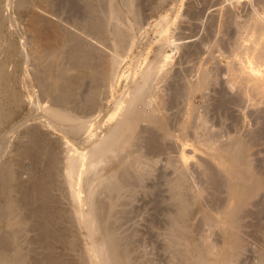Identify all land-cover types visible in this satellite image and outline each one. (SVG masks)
<instances>
[{"label":"bare ground","instance_id":"6f19581e","mask_svg":"<svg viewBox=\"0 0 264 264\" xmlns=\"http://www.w3.org/2000/svg\"><path fill=\"white\" fill-rule=\"evenodd\" d=\"M158 1L159 3L156 2L157 3L156 4L154 3V0H150L151 4L149 6L150 8L153 9L152 14L154 15L156 14V12H160V13L166 12V15L162 14L160 15V17L158 16L159 19L157 21L155 19L157 28L159 26L158 29L160 31L159 30L158 31L161 33L163 37L159 38L162 39L160 40V45H158L159 46L157 47L158 49H156V51L153 52L154 54L152 55V57L154 58V60H150V62L147 61V65L145 63V69H142L143 71L140 70V74H138L139 71L137 72L135 70V67L137 66L135 64L139 63L138 59L140 58V53L137 54V52H140L139 50L142 49L141 47L142 36L147 32V28H148L147 24L150 25L149 18H151L152 16L148 18L150 14L147 13L148 11H151V9H149L147 12L144 11L145 13H147L145 15H148L147 19L145 18L146 17L145 15H144L145 17L143 16L142 13H144L143 9H145V7L142 6L144 5L142 4V2L139 3V0H86L85 2L86 10L84 12V14L86 13V17L84 16V18L81 19L83 21L85 19L84 22L83 21L81 22L83 23L82 24L83 26L80 25L79 23L80 21L78 23L76 21L75 22L80 26H82V28L84 29L83 32L86 29L85 32H87V35L89 34L90 37L94 39V42L96 43L95 45L93 44L92 40H90L92 43L90 44V41L88 42L87 40L88 43H86L85 38L84 40L82 39V35H83V32L81 31L82 29L80 30V34L82 33V35H78L79 32H77L78 34H75V32H70L69 31L70 29L67 30L68 27L63 25L64 27L67 28L66 29L62 26L60 22H62L63 20L61 21L59 20L60 21L59 22L58 18L55 17L53 18L56 12H54L52 7L48 3H46L48 2V0H38L33 10L29 11L28 13L29 20L27 23L28 24L27 29L29 30V32L32 33L34 46L31 48V50L34 53L32 59L35 62L34 64L35 74L34 73L33 74L36 77L35 83H37V86L39 88L38 89L39 91H37L39 93L35 92L36 94L39 95L38 96L35 95L37 96L36 101L32 103V106L34 107L32 108V113H31L32 117L33 115H36V117L33 118L35 120L33 119L32 120L36 122V124L37 122L42 123L41 125H43L44 127L41 125L39 127L49 129L53 133L57 131L63 132L64 134L63 137H65L66 140L65 138L62 137H61L62 139L60 140L65 141L62 142V144L64 143V145H66L65 143H67L69 144V146H67V148L65 146L66 149L65 148L64 149L65 151H67L65 152V154L57 153L56 151L57 149L55 150L54 148L55 146H52L51 143L45 145L43 148H40L42 147L40 142H41V135L43 133L42 131L43 129L39 127L38 128L33 127L30 133L32 144L30 143L31 146H29V148L27 147V149L25 150L26 151L34 150V152H30V153H32V155L34 154V157L38 160V162L42 160L43 161L46 160L45 162H47V170L45 174H42L41 176L38 175V177L40 178L38 180H35L33 185H31L33 183L32 182L25 189L26 192L23 196L25 200L23 198V201L21 200L20 196L18 199L17 197H15V195H13V191L16 187L13 182V180L15 181L13 177H14V173L16 172L15 166L12 165L13 163L11 164L8 163L7 161L6 164L3 163L2 166L0 167V264H32L33 262L32 260L34 257L30 259L32 261L30 262L28 258L29 250L33 249L36 246H39L38 244H40L41 246L43 244L46 245L48 249L47 251L49 252L48 254H50L49 256H51L50 260L48 259L49 262L48 261L47 262L52 263L53 260L56 259L54 258V256H53L54 259L52 258V254H54L53 253L54 243L56 240H58V234H59V233L57 234L58 228L56 229V225H58L60 219L62 218L65 220L64 223L65 226L67 224L69 226H72L71 228H73V225L74 226L77 225L79 229L83 230L86 233V235L84 234L85 235L84 240H86V245H85L86 248L84 247L85 249L84 254L80 253L81 255L77 261L78 264H86L87 261H90L91 264H134L135 262L133 261L134 262L133 263L131 260L134 258L133 257L131 258L130 256L134 248L135 250H137L135 244H133L134 248L133 246L131 247V245H130L131 248H129V246L125 241V239L127 240V238L123 237L124 239L123 240L121 239L122 236L119 237V235L122 232L120 233L119 230L118 231L120 233L119 234L115 230L116 229L114 226L115 224L112 221L114 217L118 215L116 213L120 212L118 207L122 203V200L126 199L124 195L130 196L132 192H135L136 189H134L133 187L139 185L141 186V183L142 184L144 183V179L146 180L145 178V176H147L146 171L148 169L152 170L151 168L153 167V165L150 164L151 160L149 161L147 157L148 154L146 155L144 153V149L146 147L145 140L148 141L147 139L148 137L149 138L148 142L152 141V143L146 142L147 146H150L151 149V145H153V142L158 143V141L156 140L160 136L162 140H164V142H166L167 140H173V142L175 141V143L176 142L178 143V145L180 146V150H178L179 156L178 159L176 158V161L179 160L181 162L180 165L183 164L180 167L183 166L182 169L184 170L186 169V165H188V163L191 162L190 158L193 157L194 159H196V157L198 156L197 153H202L203 155H205L206 159L208 158L211 161H213L216 169L210 167V169H213V171H210L207 174L208 176L206 175V177H208L209 179L207 181L208 182L210 181L211 184L214 186L215 185L220 186L221 184L224 185L225 183V187L223 188L227 189L226 190L227 192H225L227 193L226 201L224 203L222 202V206L218 207V209L215 208L216 210L213 211V210H209L207 207L205 208L204 206L200 208L199 213L201 215V218H203V221L206 223V226H208V230L210 232L208 231V233H206L205 236L198 238L197 237L198 235L196 236L194 233L195 224L193 222L194 220L193 216L195 214L193 215V211L195 210L194 208L196 206L193 208V204H200L202 202L203 199L202 197L204 196L205 191L201 189H198V191H196L195 189H193V187L189 183L190 181L187 179L188 176H185L186 173L183 170H182L183 172H181L182 173L181 176L179 173H177L180 176V178L177 175L176 178L178 179L176 180L178 183L174 182L175 185L173 184L174 190L175 187L176 190L173 194L174 197L173 195L172 197L173 200H175V203L177 202L178 206H176V208L178 207V209L177 211H175L177 213H175V215L174 214L172 215L173 218L171 217L170 219L169 217V219L172 221V222L170 221V223L172 224L169 226H171L170 229L173 235L168 234V236L169 235L171 236V239L169 241L171 246L169 243L168 246H170L169 248L171 250L173 248L175 249V250L173 249L172 251H174L173 253L176 252L175 259L178 258L176 264H240L239 263L240 256H242V251L243 249L245 250V243L247 242V241L245 242V238L247 237L245 236L246 232L244 231V228L247 226H245V222H244L246 220H243V216H245L244 212L247 211L248 207L251 206L253 201L257 199V196L264 191V177L260 175L261 173L259 174L255 170L254 168L255 166L252 165L253 163L251 161L250 149H247L249 148L247 142L248 139L246 140V138H244L243 135L238 134V129H236L237 135L230 136L232 138H230V140L228 139L229 141H227V143L228 142L229 143L227 145L225 144V146H223L224 143H219L220 141H224V140L218 141V139L216 140V138L219 137L216 138L211 137L215 133L213 135L209 134L211 136L207 135V131H209V129L206 130V125L208 124V122H206L207 119L205 120L204 118L205 116H202V112L199 109L200 106L194 109V107L191 108L188 105L186 119L181 118V120H179L178 118L179 121L177 125L175 123H174L175 127H173L174 125L173 126L171 125L169 118L164 111L165 107H163L166 106L164 104L168 100L164 101V95H162L164 94L162 93L163 88L161 89V87L163 83L168 81L170 76L171 77L173 76L170 74L172 73L170 72L171 71L170 68L172 66L171 63L174 57L172 56L173 54L170 53V51L175 46V44H173V42L175 41H171L174 38L172 39V37H170L171 35L169 36V32H171L172 30L170 31L168 27L171 26L172 23L175 21L171 19L172 18L171 14H173L171 12H174L176 8H174L172 5L170 7L168 6L169 3H172L169 0H158ZM241 1L243 0H238L236 2H241ZM28 3L29 0H18L19 7L25 10H27L29 7ZM52 11L54 12V15ZM258 11H256V13H254L253 15L254 20L253 21L250 20L251 23L254 22L252 23L253 28H255L254 25L256 27L259 26L260 28L258 32L260 34L257 37L254 36L256 35L254 34V30L257 31L258 27L254 30H251L252 26L250 23H248L250 24L249 27V25L244 23L240 24L236 22L237 23L236 24L234 20V23L238 25L235 27L238 28V31L240 32L238 33V36L240 37L238 38L237 36L236 45L238 46H235L237 47L235 51L232 50L233 56L232 59H230L229 64L227 65L228 71L226 72L228 73L226 74L227 76L226 75L225 76L226 78L229 77V79H226L227 80L226 82L229 81L228 83L230 84V86L232 85L230 87L229 84L226 83L229 86V88L230 89L233 88V90H235L236 87H239L237 90L240 93V95L243 94V97L247 99L246 102H248L249 100L250 102L252 101L253 103H255L256 106L257 105L262 106L264 105V25H262V23L264 24V22L262 21L261 23V20H259V16L262 13H258ZM262 17L264 18V16ZM152 22H154V20ZM76 23L75 26L76 27L78 26L79 28V25H77ZM153 24H155V22ZM153 24H152V28L154 27ZM229 25L231 24L229 23ZM152 28L151 30L154 31L155 29ZM79 29L77 30L79 31ZM146 34H148V32ZM241 34H244L242 35L244 37H242ZM5 40L6 39L4 38V34H3V22L1 19L0 20V101L3 98L5 99V101L3 102L4 100L3 99L0 102L1 103L0 125L5 122L7 123L10 122L13 118L15 119V116L19 115L18 112L21 111L20 109H22L21 107L24 105V99H23L24 94L22 93V89L20 87L21 86L20 82L23 81H21L20 79V75L18 73V66L17 67L14 66V68L15 67L16 68L13 72L12 70H9L6 67V65L10 61L8 59L9 54L11 55L14 52L18 53L19 50H17L16 47L17 45L12 42L10 43L8 42V44L5 45L6 47L3 48L4 46L3 44L5 43ZM207 43L211 44L209 42ZM230 46L232 47L234 45H230ZM131 64L133 68H130ZM192 65L194 64L192 63ZM197 65L199 66L197 67L198 69L193 68V70L194 69L197 70V73H195L194 71L193 73L195 74L190 73L193 75V77L191 75L190 76L191 78L187 77L188 79H186L185 77L186 80L183 79L186 81V82L183 81L184 88L183 86L180 85L182 87V88L180 87V89H184V93H185L182 94L183 92L182 93L180 92V94H182L183 96L185 95V97L182 98H185L187 102H190L193 96L197 92L200 91L203 92L205 90L204 92L206 93L207 91L206 89H208L210 85L214 84V82L218 80V78L216 77L217 73L215 74L214 68L212 69L210 67V69L207 70L204 65L202 66H200L199 64ZM184 69L186 70V68ZM188 71L187 73H189ZM222 72H224V70H222ZM183 75L185 76V74ZM183 77L181 76V79ZM124 79L127 80L126 85L123 84ZM178 81H176V83ZM217 83H220V80L217 81ZM217 83H215V85ZM86 84L87 85L89 84L91 87L86 86ZM84 85L86 88L87 87L90 88V89L87 88L89 90L88 93L86 92L87 96H84L82 93V95L85 98H83V96H81L80 93ZM216 87L218 86L216 85ZM175 95L177 96L176 92ZM77 96H79L81 99L83 98L82 101L79 97H78L79 99H77ZM240 98L241 96H239V98L236 99L238 100ZM242 98L240 101L241 103L245 102L243 101V99L245 100V98L243 99ZM76 99L79 100V102L81 101V103H78ZM106 99L107 100L113 99L114 104L111 109H112V113L115 114V117L112 115L114 119L112 120V123L109 125V128L105 127L107 129L106 132L104 131L105 129H103L102 132H99L96 131L94 127H91L95 124L93 123L91 125L90 123L96 120L94 118L97 119L100 118V114H102V111L106 106L105 104ZM237 100H234V102L235 101L237 102ZM186 101L184 103H186ZM240 102L239 104H241ZM239 106L240 105H238V107ZM243 106H244L243 109H245L247 105L246 106L243 105ZM35 107L37 108V110L40 111L36 112ZM222 107L223 106L221 104V108ZM252 109H255V107ZM259 111L258 113L261 112ZM254 116L257 119L256 115ZM169 117L172 118L171 116ZM109 118L111 121V117ZM227 119L229 118L227 117ZM247 119L249 118L247 117ZM25 121L26 120H21V119H16L15 121L13 120L10 129L18 128V126L22 125ZM97 122L99 123L100 120ZM145 125H147L148 127L151 126V128L152 127L155 128L156 129L155 131H157V133L159 131V133L155 134L156 135L155 136L153 134L155 132L154 129L152 128V130H149L150 129L149 127V129L147 128L149 131L147 135V129L145 130L146 128ZM99 129L102 130L101 128ZM233 129L234 128H232L231 130ZM150 131L152 132L154 131V132L153 133L151 132L152 133L151 134ZM9 132L13 133L10 130ZM9 132H8V136H9ZM232 132L235 134L234 131ZM210 133L213 132L210 131ZM219 133L216 135H220ZM157 135L160 136L158 137ZM8 136L7 134L5 136L2 134L0 135V159L3 158L5 154L9 153L10 155L11 153L10 147L12 146H10L11 143H9L10 140ZM10 138L12 137L10 136ZM46 142L45 144H47ZM71 142H74L75 145L72 144L70 145ZM162 144L165 143H163L162 141ZM159 145L160 143L158 144V146ZM252 145L254 144L252 143ZM153 147L155 148V150H157V147L155 146ZM160 147H163V145ZM165 147L167 148V146ZM186 147L192 148V150L190 149L192 152V156L188 155V150L186 149ZM150 149L148 148L149 151ZM154 153L156 152L154 151ZM160 153L162 154L163 152L161 151ZM60 155H63V157H61ZM36 159L35 161H37ZM152 160H154V158H152ZM60 178H62L65 183L63 184L60 181L63 184L62 185L60 183V188L61 185L62 186L67 185L69 190H71V192L70 191L69 192L72 193L69 194V192H67L68 196L72 195L71 196L72 198L70 197V200H73L74 202V206L71 205L73 203L70 204L67 202L68 204H70L69 205L70 207L72 206L73 210L69 209V211L71 210L70 211L71 213L67 210L68 209L67 207H64L65 209L67 208L66 209L67 211L64 210L61 205L60 207L62 208V210L59 209V207L57 208L56 206L57 200L55 198L57 194L55 195L54 194L55 192L53 193L55 196H53L52 194V190L55 187H57L55 189H57L59 192L60 188H58V186H54V184L57 181L59 182ZM171 183H173V181ZM145 184H147V182ZM173 187L171 188L172 189L171 191H174ZM61 193L59 192V195H63L61 197L66 199L68 198L66 197V192L65 193L61 192ZM103 193L107 195L106 196L104 194V196H106L105 199H103L104 196L102 197ZM37 196H39L40 198L38 202L35 201L37 200L35 198ZM130 198H127V201ZM59 200L61 201L65 199L58 198V203L60 202ZM70 200L67 201L71 202ZM35 202L37 204H35ZM123 205L125 206V203L124 204L122 203V206ZM215 206H217V204ZM119 214H121V212ZM118 217H120V215ZM122 219H125V217ZM69 226L64 229L71 230L69 229L70 228ZM204 226L205 225H203V227ZM215 229H218L220 232L219 234L221 235L220 244L216 243L213 240L212 233L215 231ZM67 230H65L66 233L68 232ZM30 232L31 233L36 232V233L30 236L28 240ZM248 232L250 233V231ZM62 234L60 235V237L66 236L65 234L64 235ZM68 234L69 233H67V235ZM64 237H61L60 239L63 240L65 239ZM79 237H76L75 235H71V237L65 239L68 241L67 246H70L71 248L74 246L73 248H75L77 241L75 238H77L79 241L80 239ZM128 238L131 239V237ZM27 240L28 242L31 241L29 244L30 247L28 245L27 247L24 246ZM127 242L128 244H132L129 243L130 241L128 240ZM32 243L33 244L38 243V244H36V246H33L32 248L31 247ZM64 243H66V241ZM44 245L43 247H45ZM73 248L72 250H74ZM130 249L132 250V252ZM33 251L35 250L33 249ZM137 252L138 251H136V253ZM33 253L34 252L30 251V258ZM261 255L263 258L261 257L262 259L261 260L259 259L261 261L259 262V264H264V251ZM36 260L37 259L35 258V261ZM28 261L30 263H28ZM38 261H39V257H38ZM47 262L44 261V263L43 262L42 263L48 264ZM137 263L138 262H136V264ZM52 264H54V262Z\"/></svg>","mask_w":264,"mask_h":264},{"label":"rangeland","instance_id":"374dc122","mask_svg":"<svg viewBox=\"0 0 264 264\" xmlns=\"http://www.w3.org/2000/svg\"><path fill=\"white\" fill-rule=\"evenodd\" d=\"M37 1L38 0H29V3H28L29 7H28L27 10H25V9H22V8L19 7L18 0H0V20L2 19V22H3V34H4V38L6 39L5 40V43L3 44L4 45L3 48L6 47L5 45H7L8 42L9 43L12 42V43H14V44L17 45L16 46L17 47V50H19L18 53L16 52L17 54L14 52L16 55L14 53L11 54L12 56L9 54L8 59L10 61L7 60V61H9V63L6 61L8 63L6 65V67L9 70H12V72H13L15 70V68L18 66V73L20 75L21 81H23V82H20L21 83V86L20 87L22 89V93L24 94V98H23L24 99V105L21 107L22 108V109H20L21 111L18 112L19 115H16L15 116V119L13 118L10 122H8V123L5 122V123H2L0 125V131H1L0 132V135L2 134V135L5 136L7 134V136H8L9 130L11 132H13V133H10L9 132V136H8V138L10 140L9 143H11L10 146H12V147H10L11 148L10 149L11 150V153H10V155H9V153L5 154L4 155L5 157L3 156V158L0 159L1 160L0 161V167L2 166L3 163L6 164L7 161H8V163H11V164L13 163L12 165L15 166V169H16L15 171L16 172L14 173V177H13V179H15V181L13 180V182H14V184H15L16 187L14 189L15 192L13 191V195H15V197H17L18 199H19V196H20L22 201H23V198H24L23 196H24V194L26 192L25 189L32 182L33 183L31 185H33L34 182H35V180H38L40 178V177H38V175L41 176L42 174H45V172L47 170V162H45L46 160L45 161L42 160V161H39L38 162V160L34 157V154L32 155V153H30V152H34V150L33 151H26L25 150V149H27V147L29 148V146H31V144H32V139H31V134L30 133H31L33 127L34 128H38L42 124L40 122H37V124H36V122L33 121V120H35L33 118H35L36 115H33V117H32V114H31L32 113V108H34L32 106V103L34 101H36V98L39 95V94H36V93H39V92H37V91H39L38 90L39 88L37 86V83H35L36 82V80H35L36 77L34 75L35 74V72H34V69H35L34 68V64H35V62L32 59L34 53L31 50V48L34 46L33 38H32V33L29 32V30L27 29L28 28L27 27V25H28L27 23H28V20H29L28 19V13H29V11L33 10V8L37 4ZM52 1H53V3H52ZM70 1L69 0L68 1L67 0H50V2H49V0H48V2H46V3H48L52 7V9H53L54 12H56L55 15H54V12L52 11L53 12V15H54L53 18L54 17L55 18H58V21L59 20L60 21L63 20L62 22H60V21L59 22L62 24V26L64 25V26L68 27V29H67L66 27L63 26L64 28H66L67 30L70 29L69 31L70 32H75V34H78L77 32H79L78 35H82V33L80 34V30L82 29L81 31L83 32L84 29L82 28V26H83L82 24L83 23H81V22L83 20H81V19H83L84 16L86 17V13L84 14V12L86 10V7H85L86 6V3H85L86 0H73V1L70 0ZM169 1L172 2V3H169L168 6L170 7L172 5L174 8H176L174 10V12H171V13L175 14V15L171 14L172 15L171 16L172 17L171 19H173L175 21L172 23L171 26L168 27V29L170 31L172 30L171 32H169V36L171 35L170 37H172V39L174 38L171 41H175V42H173V44H175V46L173 47L174 50L172 49L173 51L172 50L170 51V53H172L173 54L172 56L174 57L173 60H172V63H171L172 64L171 68L173 67V65H174V67L172 68L173 70L170 68V70H171L170 72H172L170 74L173 75V76L172 77L170 76L171 78L169 77L168 81L162 84L161 89L163 88V90H164V91L162 90V93H164V94H162V95H164V101L168 100V101H166L167 104L164 102L165 103L164 105H166V106H163V107H165V110L164 111H165L166 115L168 116L171 125L172 126L174 125L173 127H175V124L177 125L178 121L181 120V118L182 119H184V118L186 119V117H187V111H188V105L191 108L194 107V109H196L197 107L200 106L199 109L202 112V116H205L204 117L205 120L206 119L208 120L210 118L208 121L206 120V122H208V124H207L208 126L206 125V130L209 129V131H207V135L208 136H211V135H213L215 133L211 137L212 138L219 137V138H216V140L218 139V141L224 140V141H220L219 143H224L223 146H225V144L227 145L229 143V142L227 143V141H229L230 138H232L230 136L237 135V130L236 129H238V134L243 135L244 138H246V140L248 139L247 142H248L249 148H247V149H250L251 161L253 163L252 165L255 166L254 167L255 170L259 174L261 173L260 175H262L264 177V136H263L264 135V132H263L264 131V129H263L264 128V123H263L264 122V105H262V106L261 105L260 106L257 105L258 106L257 107L256 104L253 103L252 101H251L252 103L249 100H248V102H246L247 99L245 97H243L242 91H241V94L242 95H240V93L237 90L239 87H236V89L234 87L235 90H233V88L230 89L229 88L230 84L228 83L229 81L226 82L227 81L226 79H229V77L226 78V76H227L226 74L228 73V72H226V71H228L227 65L229 64L230 59H232L233 51H235V49L237 48L235 46H238V45H236L237 44V40L236 39H237L238 33H240V32L238 31V28L235 27V26H238V25H236L237 24L236 22H238L240 24L241 23L247 24V25H249V27H250V24L252 26V23H254V22L251 23V21L254 20L253 19V15L258 10H259L258 13H262L259 16V20H261V23H262V21L264 22V18L262 17V16H264V0H244V1H241V2H233V1H228V0H169ZM72 2H75V3H72ZM141 2H142V4H144L142 6L145 7V9H146V10L143 9V12L144 11L147 12L149 9H151V11H148L147 12L148 14H150L149 16L148 15H145V14H147L145 12L142 13L143 16L145 15L146 17L145 16L144 17L146 19H147V16H148V18L150 16H152V17L149 18L150 19L149 20L150 25L147 24V27H148L147 28V32H148V34H146L147 33L146 32L142 36V44H141L142 49L139 50L140 52H137V54L140 53V58L138 59V62L139 63H136L135 64V65H137L135 67V70L137 72L139 71L138 74H140V70L143 71L142 69H145V63L147 65V61L150 62V60H154V58L152 57V55L154 54L153 52H155L156 49H158L157 47H159L158 45H160V40H162V39H159V38L160 37L161 38L163 37L161 35V33L159 32L160 31L158 29L159 26L157 28L156 21L159 19L158 16L160 17V15H162V14L163 15L164 14L166 15V12H161V13L160 12H156L155 15L152 14L153 9L150 8V6H149L151 4L150 0H141V1L139 0V3H141ZM156 2L159 3L158 0H154V3H156ZM153 13H155V12H153ZM153 15H154V17H153ZM174 16H175V18H174ZM155 19H156V21H155ZM230 19H231V21H230ZM55 20H57V19H55ZM153 20H154L155 24H153L154 23V22H152ZM234 20H235V23L236 24L234 23ZM248 20H249V22H248ZM75 21L77 23L80 21L79 23L82 26H80L79 24H77ZM84 21H85V19H84ZM245 22H247V23H245ZM75 23L77 25H79V28L80 29L78 28V26L77 27L75 26ZM223 23H225V24H223ZM229 23L231 25H229ZM248 23H250V24H248ZM152 24L154 25L153 28H152ZM262 25H264V24L262 23ZM254 27L255 28H253V26H252V29L251 28H249V29L254 30V29H256L258 27V30L257 31L254 30V34H256L254 36L257 37L260 34V33H258L260 28H259V26L256 27L255 25H254ZM76 28L79 29V31ZM151 28L152 29H155V30L153 31V30H151ZM85 31H86V29H85ZM85 31L83 32L82 39L84 40V38H85L86 43H88L90 40H92L93 41V44L95 45L96 43L94 42V39L92 37H90V35L88 34L89 37L92 38V39H90L88 37V35H87V32H85ZM153 32H155V33H153ZM208 34H209V36H208ZM159 35H161V36H159ZM242 35H244V34H241V36ZM207 36H208V38H207ZM214 37H216V38H214ZM239 37L240 36H238V38ZM242 37H244V36H242ZM87 40H88V42H87ZM212 40H213V42H212ZM227 40H229V41H227ZM207 42H209L211 44H208ZM90 44H92L91 41H90ZM212 45H213V47H212ZM230 45H234V46L231 47ZM179 46H180V48H179ZM181 47H182V49H181ZM198 49L201 50V51H199ZM208 50H210V51H208ZM208 52H209V54H208ZM221 52H222V54H221ZM212 53H213V56H212ZM230 53H232V54H230ZM185 56H186V58H185ZM146 59H148V60H146ZM190 62H191V64H190ZM192 63L194 65H192ZM197 64H199L200 66L204 65L207 70H209L210 67L212 69L214 68L215 74L217 73L216 74V77L218 78V80L217 79L216 80L217 81L220 80V83L221 84L220 83H217V81L214 82V84L210 85L209 88L206 89L207 90L206 93L204 92L205 90L203 91L204 93L202 91L197 92L193 96V98L191 99V101L190 102H187L185 100V98H182V97H185V95L184 96L182 95V94H185V93H184V89H180V87L183 86V81L186 82L185 80L188 79L187 77L191 78L190 76L192 74L197 73V70L196 69L193 70V68L199 67ZM216 64H218V65H216ZM14 66H16V67L14 68ZM183 66H184V68H186L187 71L189 70L188 71L189 73H187V71L183 68ZM130 68H133L132 64H131ZM178 69H179V71H178ZM191 70H193V71H191ZM219 70H220V72H222V70H224V72H222L223 74L220 73ZM173 71H175V72H173ZM194 71H195V73H193ZM190 73H192V74H190ZM183 74H185V76ZM220 74H221V76H220ZM217 75H219V76H217ZM181 76L182 77L184 76V77L181 79ZM185 77H186V79H185ZM192 77H193V75H192ZM183 79H185V80H183ZM178 80H180V81H178ZM176 81H178L179 83L178 82L176 83ZM126 82H127V80L124 79L123 84L126 85ZM215 83H217L216 85L218 87H216ZM226 83H228L229 86ZM86 86L91 87L89 84L88 85L86 84ZM84 87H85V85L81 89V92H80L81 93V96H83V95L84 96H87L86 92L87 93L89 92V90L87 89L89 87H87V88L86 87L84 88ZM220 87H221V89H220ZM183 88H184V86H183ZM210 88H212V89H210ZM214 88H216V89H214ZM180 90H183V91H180ZM175 92H176L177 96L175 95ZM180 92L181 93L183 92V93L180 94ZM222 92H224L225 94L222 93ZM80 93H79V95H80ZM82 93H83V95H82ZM221 93H222V95H221ZM228 93H230V94H228ZM205 94H207V95H205ZM237 94H239V95H237ZM35 95H37V96H35ZM178 95L179 96L182 95V96L179 97ZM235 95H237L238 97L235 96ZM84 96H83V98H85ZM216 96H217V98H216ZM239 96H241V98L242 97L245 98V100L242 98L243 101H245V102H242L241 103L240 102L241 101V98L237 100L236 98H239ZM78 97L79 96H77V99L80 98V97L79 98ZM224 98H225V100H224ZM232 98H235V99H232ZM82 99H81V101H82ZM106 100H105L106 103L104 102L106 104V106L104 107V109L102 111V114H100V118H98V119L97 118H94L96 120H94L93 122L90 123L91 125L94 123L96 126L93 125L91 127H94L96 129V131H99V132H102L103 129H105L104 131L106 132V130H107L106 128L107 127L109 128V125L112 123V120L115 117V114L112 113V109H111L112 106H113V104H114L113 99H111V100L108 99L107 101ZM234 100H237V102L236 101L234 102ZM4 101H5V99L3 100V102ZM81 101L79 102V100H77L78 103H81ZM185 101H186V103H184ZM215 101L218 102V103H216ZM238 101L241 104H239ZM77 102H75V103H77ZM26 103H27L28 106L26 105ZM237 103H238V105H240L239 107H238ZM217 104H219V105H217ZM221 104H222V106L224 108L223 107L221 108ZM242 104L245 105V106L247 105L245 107V109H243L244 106ZM0 106H1V103H0ZM253 106L255 107V109H252V108H254ZM235 107H238V108H235ZM237 109H239V110H237ZM218 110H219V112H218ZM252 110H253V112H252ZM262 110H263V112H262ZM35 111L36 112H39L40 110H37V108H36ZM182 111H184V112H182ZM246 111H248V112H246ZM258 111L260 113H258ZM241 112H243V113H241ZM110 113H111V115H110ZM247 114H248V116H247ZM101 115H102V118H101ZM112 115L114 117H112ZM230 115H231V117H230ZM254 115H256L257 119L255 118ZM22 116H23V118H22ZM169 116H171L172 118H170ZM221 116H223V117H221ZM109 117H111V121H110V118ZM211 117H212V119H211ZM227 117L229 119H227ZM247 117L249 119H247ZM178 118H179V120H178ZM16 119H21V120H26V121L22 125H19L18 128L10 129L11 124L13 123V120L15 121ZM102 119H103V121H102ZM99 120H100L101 123L100 122L99 123L97 122ZM220 120H222V121H220ZM107 122H108V124H107ZM211 122H212L213 125L211 124ZM6 124H8L9 127ZM233 124H234V127H233ZM3 125H5V126H3ZM262 125H263V127H262ZM41 126H43V125H41ZM98 126L102 130H100L98 128ZM213 126L216 127V130H215V127H213ZM43 127H39V128H42L43 129L42 130L43 133L41 135V142H40V144L42 145V147H40V146L39 147L40 148H43L45 145H48V144L51 143L52 146H55L54 147L55 150L57 149L56 150L57 153H63V154H65V152H67V151H65V149L67 148V146H69V144H67V143H65L66 145H64V143L62 144V142H65V141L60 140L62 138H65V137H63L64 136L63 132L57 131V132H54L53 133L49 129H46V128H43ZM145 127H146L145 130L147 128L149 129V127H150L149 130H152V128H153V127L151 128V126L148 127L147 125H145ZM239 127H240V129H239ZM210 128H211V130H210ZM218 128H219V130H218ZM232 128H234V129L231 130ZM2 129L3 130L5 129V130L3 131ZM148 129H147V135L149 133ZM153 129H154V131L156 130L155 128H153ZM261 129H262V131H261ZM235 130H236V132H235ZM250 130H251L252 133L250 132ZM210 131L213 132V133H210ZM217 131H218V133L220 132L219 133L220 135H216V134H218ZM232 131H234L235 134ZM151 132L152 131H150V133ZM155 132L153 133L154 135L159 133V131H158V133H157V131H155ZM258 132H259V134H258ZM260 132H261V135H260ZM209 134H211V135H209ZM250 134H252V135H250ZM160 135H157V136L159 137ZM248 135H250V136H248ZM10 136L12 138H10ZM225 136H227V137H225ZM250 137H251L252 141H251ZM256 137H258V138H256ZM147 139L149 141V138L148 137H147ZM158 139L156 140V141H158V143L155 142L156 143L155 144L153 142V145L150 144L151 145V149L154 150L156 153H154V151H152L150 149V146H147V143L146 142H148V141L145 140V145H146L147 149L145 147L146 152H145V149H144V153L146 155L148 154L147 157H148L149 161L151 160L150 161L151 162L150 164H152L153 167L152 168L149 167V168H151L152 170L148 169L146 171L147 172L146 175L148 176V178H147V176H145L146 180L144 179V183H143L144 185L141 183V186L143 185L142 187L140 185H139L140 187L139 186L133 187L134 189H136L135 190V192L137 191L136 193L135 192H132L133 195L131 193L130 196L124 195V197H126V199H124L125 201L122 200L124 197L121 200H122V203L123 204L125 203V206L124 205L122 206V203H121L120 204L121 206L119 205V207H118V209L121 212V214H119L120 212L117 211L118 213H116V214H118V215L117 216L115 215L116 217H114L115 220L117 219L119 221L116 220L117 223L115 222L114 219L112 221L115 224L114 225L115 228H116L115 230L117 232L120 230L119 231L120 233L122 232L121 234L118 232L120 234L119 237L122 236L121 239H123V237H126L127 240L130 241L129 243H132V244H128L127 240L125 239V241H126L127 245L129 246V248H131L132 246L134 248V245L133 244H135V247H136L137 250H135V248H134L133 249V252H132V250L130 249L131 252H132V254L134 253L133 255L131 254V256H130L131 258L132 257L134 258V259H131L132 262L133 261L135 262V263L133 262L134 264H136V262H138L140 264L141 263L142 264H176L177 261H178V258L175 259L176 252L173 253L174 251H172L174 248L172 250L169 248L171 246V244L169 243V241L171 239V236L170 235L168 236V234L173 235L172 232H171V229H170L171 226H169V225L172 224V223H170V221H171L170 219H171V217H172L173 214L175 215V213H177L175 211H177V209H178V207L176 208V206H178L177 205V202L175 203V200H173V197H174L173 194H174V192L176 190V187H175V190H174V187L173 186L175 185L174 182L175 183L177 182L176 179H178V178H176L177 175H178L177 173H179L180 176H181V174H182L181 172L184 171L186 173L185 176H188L187 179L190 181L189 183L191 184V186L193 187V189H195L196 191H198V189H201V190H204L205 191L204 192V196L202 197L203 198L202 199V202L200 201L201 202L200 204H193L192 203L193 204V208L196 206L194 208L195 210L193 211V215L195 214L193 216L194 217L193 222L195 224L194 225V229H195L194 230V233H195L196 236L198 235L197 236L198 238H201V237L205 236L206 233H208V231H209L208 230V226H206V223L203 221V218H201V215L199 213L200 212V208L204 206L205 208L207 207L209 210H213L214 211V210L218 209V207L222 206V202L224 203L226 201V197H227V193H225V192H227L226 191L227 189L223 188V187H225V183H224V185L221 184L222 186L221 185L220 186H216V185L214 186V185L211 184L210 181H209L210 183L207 181L209 179H208V177H206V175L210 171H213V169H216L213 161H211L208 158L206 159L205 155H203L202 153H197L198 156L196 157V159H194L192 157L193 158V160H192V158H190L191 162L188 163L189 167H188V165H186V169L184 170V169H182L183 166L180 167L183 164L180 165L181 162L179 160H177L178 162L176 161V158L178 159V156H179L178 150H180V146L178 145V143L177 142L175 143V141L173 142V140H167L166 142H164V140H162L161 136ZM65 140H66V138H65ZM162 141L165 144H162ZM45 142L47 144H45ZM150 142L152 143V141H150ZM150 142H148V143H150ZM159 143H160V145L158 146ZM252 143L254 145H252ZM71 144L72 145H75L74 142H71L70 145ZM161 144L163 145V147H160V146H162ZM65 146H66V148H65ZM153 146L157 147V150H155V148ZM165 146H167V148ZM57 147H59L60 149L57 148ZM40 148H38V149H40ZM148 148L150 149V151L148 150ZM159 148H161V149H159ZM186 149L188 150V155L189 156L190 155L192 156V152H191L192 148L191 147H186ZM160 150L163 152L162 154L160 153L161 152ZM12 153L13 154L15 153V154L13 155ZM179 153H180V151H179ZM60 156L63 157V155H60ZM34 158L37 161H35ZM152 158H154V160H152ZM9 159H10V161H9ZM36 162H37V164H36ZM40 162H43V163H40ZM153 162H155V163H153ZM173 162H175V163H173ZM42 165H43V167H42ZM210 167L213 168V169H210ZM36 169H39V170H36ZM208 169H209V171H208ZM150 171H151L152 174L150 173ZM175 171H177V172H175ZM158 174L161 175V176H159ZM180 176H179V178H180ZM151 178H152V180H151ZM60 179H62V178H60ZM60 179H59V182L57 181L54 184V186H58V188H60V183L61 182L63 184H65L64 183V180L63 179L60 180ZM149 180H151V181H149ZM172 181H173V183H171ZM146 182H147V184H145ZM62 185H61V188L62 189L60 188L59 189V192L60 193L61 192H64V193L66 192V197H68L69 199L68 198L66 199V198L61 197L63 195H59L58 190L55 189L57 187L54 188L55 190L54 189L52 190V194L55 192L54 194L55 195L57 194L56 196H59V197H56L53 194V196H55V198L57 200L56 203L57 204L60 203L59 205L56 204L57 208L59 207V209H61V210H62V208L64 210H66L68 208L67 210L69 211V209H72V206L70 207L69 205L71 203H73L71 205L74 206L73 200H70V197L72 195L71 196H68V193H67L69 191L71 192V190H69V188L67 187V185H64L65 187L62 186ZM171 186L173 187V190L174 191H171L172 190L171 189L172 188ZM137 187H139V188H137ZM21 190H22V192H21ZM63 190H65V191H63ZM218 191H220L221 193L218 192ZM70 192H69V194H72ZM134 193H135V195H134ZM144 193H145V195H144ZM104 194L105 193H103L102 197L104 196ZM172 195H173V197H172ZM106 196H104L103 199H105ZM149 196H150V198H149ZM217 197H218V199H217ZM35 198L37 199V200H35L37 202L40 200L39 196H37ZM58 198L59 199L60 198L61 199H65V200H61V201L59 200L60 202L58 203ZM127 198H130L131 200L128 199V201H127ZM139 199H141V200H139ZM24 200H25V198H24ZM67 200H70L71 202H69ZM67 202L70 203V204H68ZM126 202H128V203H126ZM160 202H162V203H160ZM204 203H206V204H204ZM253 203H252L253 206L252 205L249 206L248 207V210L244 212V215L245 216L242 215L243 216V220H246L244 222H245V226H247V227L244 228V231L246 232L245 236L247 237V238H245V242L246 241L247 242L245 243V250L243 249L242 256H240V262H239L240 264H244V263L245 264H254V263L259 264V262H261L260 260L263 258L261 254L264 251L263 250L264 249V247H263L264 246V191L261 192L257 196V199L254 200ZM35 204H37V203L35 202ZM216 204H217V206H215ZM60 205L62 206V208L60 207ZM64 207H67V208L65 209ZM125 214H127V215H125ZM119 215H120V217H118ZM124 217H125V219H122ZM169 217H170V219H169ZM63 220H64L63 218L60 219V221L58 220L59 223L57 221L58 225H56V229L58 228L57 229L58 230L57 234L58 233L59 234H58V240H56L55 243H54V249L55 250L53 249V251H54L53 253L55 255L52 254V258L54 256V258H56V259L53 258L55 261L53 259L52 260H53L54 264H71V263L72 264H78L77 261H78L80 255L82 253L84 254V251H85L84 247L86 245V240H84V238H85L86 233L83 230L79 229L77 227V225H75V226L73 225V228H71L72 226H69L67 224L65 226V224H64L65 223V220H64V222H63ZM61 223H63V224H61ZM255 223H256V225H255ZM203 225H205V226L203 227ZM68 226L70 227L69 229H71V230L64 229V228H66ZM253 226H255V227H253ZM117 227H118V229H117ZM62 230H64V231H62ZM65 230L68 231L67 232V233H69L68 235L65 232ZM248 231H250V233ZM35 233L36 232H34V233H31L30 232L29 233L28 240H29L30 236H32ZM62 233H64L66 236H69V237H71V235H75L76 237H79L80 236L79 237L80 238L79 241H78L77 238H75L78 241V243L76 241L75 248H73L74 246L72 247L74 250H72V248L70 246H67L68 245V241L65 240V239H68L69 237L61 236V237H64L65 239H63V240L60 239L61 238L60 235ZM124 233H126V234H124ZM199 233H200V235H199ZM64 234H62V235H64ZM212 234H213V240L216 243H219L220 244L221 243V237H220L221 235H219L220 234L219 230L218 229H215V231ZM249 234H251V235H249ZM128 237H131L132 240L130 238H128ZM133 238H134V240H133ZM28 240L24 244L25 247H27V245L30 247L29 244H30L31 241L28 242ZM64 240L66 241L67 244L64 243L65 242ZM133 241H136V242H133ZM168 243L170 244V246H168L169 245ZM36 244H38V243H36ZM36 244H33L32 243L31 247L33 248V246H36ZM38 245L40 247L39 246H36L37 248L36 247L33 248L35 251H33V249L29 250V257L28 258H29V261L30 262L33 261L34 264H43L44 261L47 262L48 259L50 260V257L51 256H49L50 254H48L49 252L47 251L48 249H47L46 245L43 244L45 247H43V245L41 246L40 244H38ZM130 245H131V247H130ZM81 249L83 250V252H82ZM30 251L31 252H34L32 254L31 258H30ZM136 251H138L137 252L138 255H137ZM77 255H78V257H77ZM32 257H34V258L31 261L30 259H32ZM38 257H39V261H38ZM35 258L37 259L36 261H35ZM141 258H142V260H141ZM29 261H28V263H30ZM33 262H32V264H33ZM52 263H48V264H52ZM88 263L91 264L90 261H87L86 264H88Z\"/></svg>","mask_w":264,"mask_h":264},{"label":"built area","instance_id":"2783aa9c","mask_svg":"<svg viewBox=\"0 0 264 264\" xmlns=\"http://www.w3.org/2000/svg\"><path fill=\"white\" fill-rule=\"evenodd\" d=\"M228 1H233V2H236V1H238V0H228ZM244 1V0H243Z\"/></svg>","mask_w":264,"mask_h":264}]
</instances>
